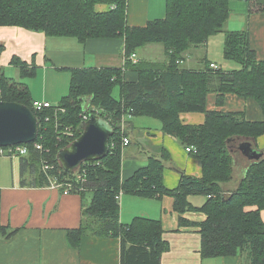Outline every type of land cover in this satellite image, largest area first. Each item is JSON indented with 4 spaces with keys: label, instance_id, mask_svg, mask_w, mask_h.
<instances>
[{
    "label": "trees",
    "instance_id": "1",
    "mask_svg": "<svg viewBox=\"0 0 264 264\" xmlns=\"http://www.w3.org/2000/svg\"><path fill=\"white\" fill-rule=\"evenodd\" d=\"M230 1L167 0L166 17L131 26L127 22L128 0H0V26L72 37L81 43L92 38L121 37L125 41V66L70 69V90L52 108H34L29 84L0 73V100L25 104L39 119L37 139L23 143L29 151L20 156L22 172L29 168L40 185H49L52 178L61 184L70 182V192L83 197L87 191L93 194L82 211L83 223L70 230L75 244L86 233L113 235L121 239V264H161L163 253L170 247L162 237V221L138 215L130 223L121 222L119 199L121 193L144 198L172 195L180 228H196L201 234L202 257L240 254L244 262L248 259L250 264H264V156L250 162L235 189L228 192L224 187L225 182L233 180L236 166L233 156L237 151L231 148L230 138L256 139L264 134V119L250 121L244 112L208 110L206 105L209 92L218 93V105L223 104L226 93H234L255 100L264 113V57L259 58L252 47L249 28L225 29L231 15ZM246 1L249 16L264 13V0ZM99 5L108 8L100 10ZM220 32L225 33L223 59L235 68H213L206 58L201 69L181 64L185 53L206 47L210 37ZM153 42L164 45L168 62L130 60L138 48ZM4 49L0 43V59ZM11 63L19 68L21 78L36 76L34 59L27 62L13 57ZM127 69L139 72V80L127 81ZM117 86L119 97L114 96ZM184 111L205 112L206 120L198 125L184 124L180 118ZM89 112L104 116L113 125L111 144H116L105 158L87 161L79 172L69 173L61 166L58 152L81 135L83 115ZM127 113L157 117L163 122L164 132L186 147H195L192 153L201 162L202 176L181 171L178 186L167 188L163 174L171 156L164 150L162 156H149L146 165L122 179L119 130L121 118ZM36 142L42 149L34 146ZM199 194L207 198L201 206L189 199ZM190 211L203 212L205 218L191 220L185 216ZM16 231L0 224V236L9 237Z\"/></svg>",
    "mask_w": 264,
    "mask_h": 264
},
{
    "label": "crops",
    "instance_id": "2",
    "mask_svg": "<svg viewBox=\"0 0 264 264\" xmlns=\"http://www.w3.org/2000/svg\"><path fill=\"white\" fill-rule=\"evenodd\" d=\"M107 8L108 5L98 6L100 10ZM230 8L231 15L225 29L229 31L249 28L251 45L259 58H263L264 13L249 16L246 0H231ZM166 14L167 0H128L127 22L131 26H144L151 20L166 17ZM219 34L222 36L217 39L221 42L223 57L225 33ZM211 37L206 47L194 48L185 53L181 64L188 68L201 69L206 58L225 69L235 68L224 59L219 63L209 57ZM0 43L5 45L0 59V73L17 79L20 77V70L11 63L12 58L19 57L27 62L34 59L37 65L35 77L39 86L34 87L37 80H34L35 77L30 78L32 98L49 101L54 106L70 90V69L123 67L127 60L125 41L121 37L92 38L81 43L72 37L53 38L42 31L18 26H0ZM149 45L152 44L138 48L135 52L137 60L131 61L136 63L146 60L161 64L169 61L164 46L160 52L151 53V50H145L150 49L147 48ZM139 75V72L127 69L125 78L127 81H138ZM25 80L27 82L29 78ZM217 98L218 93H208V110L244 112L250 121L264 119L262 108L253 99L226 93L223 104L218 105ZM180 118L184 124L198 125L205 122L206 113L184 111L180 113ZM126 127L131 143L122 151V179L130 177L138 168L146 165L149 156H162L164 150L171 156L165 162L163 174L167 188L178 186L181 171L197 177L202 176L200 160L192 152H188L186 146L176 137L163 131V122L159 118L152 115L132 116ZM254 142L264 151V134ZM237 146L235 150L239 151ZM237 155L238 159L241 155L250 163L242 153ZM240 164L236 162V167ZM245 169L246 167L239 166L238 175L243 176ZM92 195L91 191H87L85 197L76 192L66 194L64 188L40 185L36 183L29 168L22 172L21 157L0 155V224L17 230L9 237L0 236V264H121L120 237L86 233L79 244H75L70 237V230L79 228L83 223L82 211L90 203ZM193 196L196 195H190L189 199ZM203 198L205 202L206 196ZM174 199L172 195L144 198L132 193H122L119 199L120 220L130 223L134 217L140 215L162 221V237L170 247L163 253L161 264H245L240 254L202 257L201 234L196 228H180L179 214L173 208ZM200 213L190 211L185 216L200 221L205 218V214ZM261 213L264 219V210Z\"/></svg>",
    "mask_w": 264,
    "mask_h": 264
},
{
    "label": "water",
    "instance_id": "3",
    "mask_svg": "<svg viewBox=\"0 0 264 264\" xmlns=\"http://www.w3.org/2000/svg\"><path fill=\"white\" fill-rule=\"evenodd\" d=\"M114 132L113 125L104 116L91 113L83 122L81 135L58 152L63 169L74 173L83 163L108 156ZM38 134L39 119L29 106L0 100V147L34 142ZM254 141L241 139L237 146L251 162H257L264 156V151Z\"/></svg>",
    "mask_w": 264,
    "mask_h": 264
},
{
    "label": "built area",
    "instance_id": "4",
    "mask_svg": "<svg viewBox=\"0 0 264 264\" xmlns=\"http://www.w3.org/2000/svg\"><path fill=\"white\" fill-rule=\"evenodd\" d=\"M130 60H133V61L137 60V55H136L135 52L131 54ZM211 67L217 68L218 65L215 64V63H211ZM33 106L37 110H43V109H46V108L54 107V105L51 102H49V101H39V100H34L33 101ZM58 109H61V111L65 110L63 108H58ZM91 113H94V112L85 113L83 115V120L84 121L88 120V118H89ZM130 117H132L131 114L127 113V114H124L123 117L121 118V124H120L119 133L122 136V138H121L122 149L124 147L128 146L131 143V138L127 135V127H126L128 119ZM47 120H49V117H47ZM67 131H68V129H67ZM69 134L70 135H74L73 132H70ZM115 144H116V141H113L112 144H110V145H111V147H113ZM34 146L36 148L42 149V145L37 143V142L34 143ZM186 150L188 152H194V153L196 152V148L193 147V146H187ZM28 151H29V146H27L26 144L10 145V146H6V147H0V155H7V156H10L12 158H16V157H20V156L26 155L28 153ZM44 167L47 168L48 166L46 165ZM78 172H79V170H78ZM78 176L81 179H83V176L80 173L78 174ZM49 186H51L53 188H57V187H61L62 188L63 187L64 188V192L67 194V193H69L71 191L70 187L72 185L70 184V182L61 184V183H58L57 180H54V179L51 178ZM121 195H122V193L120 194V196Z\"/></svg>",
    "mask_w": 264,
    "mask_h": 264
},
{
    "label": "rangeland",
    "instance_id": "5",
    "mask_svg": "<svg viewBox=\"0 0 264 264\" xmlns=\"http://www.w3.org/2000/svg\"><path fill=\"white\" fill-rule=\"evenodd\" d=\"M218 34L219 33L214 34L211 37L210 45L212 47H211V51L209 53V57L212 58V59H214V60H217L219 63H222L223 57H222V52H221V49H220L221 42L217 39V38L220 39L221 38L220 36H222V35H220V34L218 35ZM53 38H56V37H53ZM151 44L152 45H149L147 47V48H150V49H145V50H151L150 51L151 53H154V51L155 52H160V50H162V46H164L162 43H158V42H155V43L153 42ZM155 54H157V53H155ZM156 59H159V58H156ZM36 78L37 77H35L34 80H37ZM17 79H19V80H21V79L22 80H25L24 78H21V77H18ZM27 82L29 83V85H30V87L32 89V83H31L32 81H31V79L29 78V80H27ZM38 83H39L38 80L35 81L34 87L38 88V86H39ZM114 96H116V97H119L120 96V87L119 86L115 87V89H114ZM232 138H234L233 140H231L232 141L231 142V148H233V149H235L236 146H237V144H239V142L241 141L239 139H242V140H244V139H250V138H247V137H239V136H232L230 139H232ZM237 153L241 154L239 151H237L236 153H234V156L233 157H234L235 161L237 160L236 161L237 163H241L239 166L240 167H246V169H245V172L243 173V176H239L238 175L239 166L238 167H236V166L234 167V170H233L234 178H233V180L232 181L230 180L229 182H225L224 183V187H225V189L228 192H230V190L235 189V187H237V185L239 184L238 182L243 179V177L246 174L247 168L250 166V163H247L246 162V159L243 156L240 155V159H238V156L239 155H237ZM190 201L191 202L193 201V202L197 203V205H200L201 203L204 202V198H203L202 195L199 194V195L193 196L190 199ZM244 256H245V258L247 257V252H244ZM245 264H250L249 261H248V259H245Z\"/></svg>",
    "mask_w": 264,
    "mask_h": 264
}]
</instances>
